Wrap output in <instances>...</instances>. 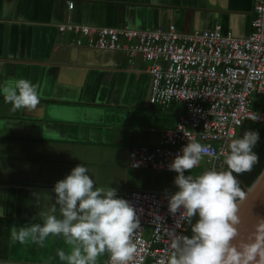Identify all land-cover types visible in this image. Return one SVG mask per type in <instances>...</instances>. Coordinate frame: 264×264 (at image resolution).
I'll use <instances>...</instances> for the list:
<instances>
[{
  "label": "crops",
  "instance_id": "crops-1",
  "mask_svg": "<svg viewBox=\"0 0 264 264\" xmlns=\"http://www.w3.org/2000/svg\"><path fill=\"white\" fill-rule=\"evenodd\" d=\"M254 1L0 0V83L25 78L40 90L31 111H11L0 96V264H64L56 255L70 250L62 238L13 244L9 228L39 222L38 213L53 202L54 183L79 163L95 186L113 187L119 197L142 190L147 170L130 168L131 151L162 145L183 113L178 103L150 105L148 63L139 54L89 47L85 39L80 46L77 35L59 29L173 26L190 34L220 26L245 39ZM136 172L140 180H133Z\"/></svg>",
  "mask_w": 264,
  "mask_h": 264
},
{
  "label": "clouds",
  "instance_id": "clouds-1",
  "mask_svg": "<svg viewBox=\"0 0 264 264\" xmlns=\"http://www.w3.org/2000/svg\"><path fill=\"white\" fill-rule=\"evenodd\" d=\"M0 96L11 111H31L40 103L39 85L25 78L0 83ZM258 140V131L249 129L232 139L221 158L224 170L223 164L211 168L202 159L207 148L196 140L186 143L167 165L174 171L168 174H176L173 183L177 188L168 192L174 193L167 197L168 212L179 214L184 232L187 226L190 229V234L170 236L172 251L167 264H253L264 258V230L247 241L237 240L239 205L249 187L237 175L251 171L257 163L254 148ZM199 169L203 171L185 174ZM52 193L53 202L38 213L39 222L9 228L11 243L43 244L50 236L62 238L70 250L58 249L56 255L64 264H97L105 253L111 264H129L134 259L137 246L132 237L139 219L135 208L115 188L95 186L88 168L79 163L54 183ZM4 213L0 207V216Z\"/></svg>",
  "mask_w": 264,
  "mask_h": 264
},
{
  "label": "built area",
  "instance_id": "built-area-1",
  "mask_svg": "<svg viewBox=\"0 0 264 264\" xmlns=\"http://www.w3.org/2000/svg\"><path fill=\"white\" fill-rule=\"evenodd\" d=\"M63 31L77 35L78 45L85 39L89 47L124 50L129 57L139 54L148 63L150 103L183 106L184 114L162 145L131 151L133 170L172 173L167 165L193 140L207 148L202 159L213 168L237 129L246 122L263 123L251 106L255 97L264 96V0L254 1L251 32L245 39L224 34L220 26L190 34H178L173 26L154 32L74 26L61 27ZM171 194L131 190L124 195L139 219L132 237L137 253L129 264H167L170 236L183 234L185 228L178 213L168 212Z\"/></svg>",
  "mask_w": 264,
  "mask_h": 264
},
{
  "label": "water",
  "instance_id": "water-1",
  "mask_svg": "<svg viewBox=\"0 0 264 264\" xmlns=\"http://www.w3.org/2000/svg\"><path fill=\"white\" fill-rule=\"evenodd\" d=\"M244 190L247 196L239 205L241 224L237 240L247 241L252 234L264 230V168L253 184ZM253 264H264V258Z\"/></svg>",
  "mask_w": 264,
  "mask_h": 264
},
{
  "label": "trees",
  "instance_id": "trees-1",
  "mask_svg": "<svg viewBox=\"0 0 264 264\" xmlns=\"http://www.w3.org/2000/svg\"><path fill=\"white\" fill-rule=\"evenodd\" d=\"M252 109L260 114L264 116V96H257L254 98V101L252 103ZM247 125H263V123H250V122H246L243 124V126L240 129H244ZM239 129V130H240ZM238 130V131H239ZM240 133H238L236 135V138L238 137ZM264 168V162L262 163L261 167L257 170L255 176L253 177V179L249 182V183H245L246 186H250L255 179L259 176V174L261 173V171ZM225 169V164H223L222 170ZM147 171L143 172L144 173V185H143V189L145 191H157V192H173L176 191L177 188L175 185H173L172 183V179L171 176L174 174H168V173H157L155 171L151 172V170L146 169ZM201 171H203V169H199V170H192V171H185V172H193V173H200ZM163 176L160 177L159 176ZM240 183V182H239ZM241 187L244 189V186L240 183ZM190 234V229L189 226H187L184 235Z\"/></svg>",
  "mask_w": 264,
  "mask_h": 264
},
{
  "label": "rangeland",
  "instance_id": "rangeland-1",
  "mask_svg": "<svg viewBox=\"0 0 264 264\" xmlns=\"http://www.w3.org/2000/svg\"><path fill=\"white\" fill-rule=\"evenodd\" d=\"M154 31H156V30H151V31H138V32H154ZM183 114H184V109H183L182 115ZM258 115H260V114H258ZM260 116L263 118V125H254V126L253 125H247L244 128V131L247 130V129H249V130H256L259 133V140L257 142L256 147L254 148V151L258 154L259 159H258L257 163L253 166V168L251 169V171L245 172V173H241V174L237 175V178L240 179L243 183H249L253 179V177L255 176L257 170L261 167L262 163L264 162V116L263 115H260ZM244 131H242V132H244ZM237 132H238V129H237L236 134H235V136H234L233 139L236 138ZM229 143H227L226 152L228 151V144ZM225 154L222 155L223 158H224ZM219 164H224V161L218 160L215 163V165L213 166V168H217L219 166ZM185 174H193V175H195L197 173L185 172ZM137 176H138V179L139 180L142 178V174L139 173V172H136V173L132 174L133 180H136L137 179ZM175 176H176V174H174V175L171 176L172 183L174 181V177ZM173 185H174V183H173Z\"/></svg>",
  "mask_w": 264,
  "mask_h": 264
},
{
  "label": "bare ground",
  "instance_id": "bare-ground-1",
  "mask_svg": "<svg viewBox=\"0 0 264 264\" xmlns=\"http://www.w3.org/2000/svg\"><path fill=\"white\" fill-rule=\"evenodd\" d=\"M82 44H80V46H81ZM87 45V44H86ZM108 50V49H107ZM131 58V57H130ZM146 63H147V61L143 58V57H141ZM149 103H150V101H149ZM150 105H152L151 103H150ZM178 119H179V117H178ZM178 124V122L176 123V125ZM175 125V126H176ZM205 168V167H204ZM205 169H208L207 167L205 168Z\"/></svg>",
  "mask_w": 264,
  "mask_h": 264
}]
</instances>
